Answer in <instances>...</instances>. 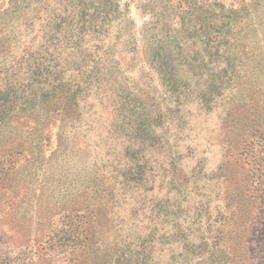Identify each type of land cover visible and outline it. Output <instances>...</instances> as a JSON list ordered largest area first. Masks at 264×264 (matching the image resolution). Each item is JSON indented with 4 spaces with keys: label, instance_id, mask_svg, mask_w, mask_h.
Here are the masks:
<instances>
[{
    "label": "rangeland",
    "instance_id": "374dc122",
    "mask_svg": "<svg viewBox=\"0 0 264 264\" xmlns=\"http://www.w3.org/2000/svg\"><path fill=\"white\" fill-rule=\"evenodd\" d=\"M0 264H264V0H0Z\"/></svg>",
    "mask_w": 264,
    "mask_h": 264
}]
</instances>
